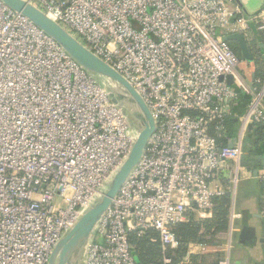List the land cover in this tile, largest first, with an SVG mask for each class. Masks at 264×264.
I'll return each mask as SVG.
<instances>
[{
    "label": "built area",
    "instance_id": "built-area-1",
    "mask_svg": "<svg viewBox=\"0 0 264 264\" xmlns=\"http://www.w3.org/2000/svg\"><path fill=\"white\" fill-rule=\"evenodd\" d=\"M26 1L117 70L155 120L86 245L84 264H142L130 232L153 229L161 249L174 248L176 225L211 217L215 199L234 193L245 131L264 121V78L250 86L222 39L221 31L245 36L231 0ZM254 17L264 28V7ZM240 93L251 98L237 133L221 144ZM131 142L127 120L104 89L0 1V264H48ZM259 178L264 182V171Z\"/></svg>",
    "mask_w": 264,
    "mask_h": 264
},
{
    "label": "water",
    "instance_id": "water-1",
    "mask_svg": "<svg viewBox=\"0 0 264 264\" xmlns=\"http://www.w3.org/2000/svg\"><path fill=\"white\" fill-rule=\"evenodd\" d=\"M0 1L11 10L26 17L75 60L104 89L110 101L121 110L132 132V142L126 157L103 182L97 194L81 211L78 218L64 231L53 247L48 259V264H84L86 245L102 215L140 159L149 136L155 130V120L146 103L133 86L117 70L95 55L55 20L26 0ZM222 39L235 41L238 44L242 58L249 62L253 61L254 57L243 34L232 32L225 34ZM260 48L264 52L263 44H260ZM101 77L105 79V86L99 81ZM227 83L232 84L230 76L227 77ZM248 83L252 86L250 82ZM110 84H113V86H110ZM120 89L126 92L128 101H126ZM254 123L252 122L249 127ZM235 140V138H232L228 145L232 146ZM254 160L264 167V151L255 154ZM257 172L258 169L255 168V176ZM262 186L264 187V182ZM246 228L244 230L248 231V227Z\"/></svg>",
    "mask_w": 264,
    "mask_h": 264
},
{
    "label": "crops",
    "instance_id": "crops-1",
    "mask_svg": "<svg viewBox=\"0 0 264 264\" xmlns=\"http://www.w3.org/2000/svg\"><path fill=\"white\" fill-rule=\"evenodd\" d=\"M229 4L236 11L235 23H240L246 27L244 33L250 52H255V58L250 62L244 60L241 56L242 61L239 69L252 86H258L257 80L259 81L260 78L256 76V69L258 68L256 62H261L264 67V52L260 48V44L264 46V28L254 15L263 9L264 0H231ZM228 33L232 32L221 31L222 36ZM228 42L236 43L235 41ZM244 95L245 93H240L236 101L229 105V114L226 115V117L234 118L237 131L241 123L240 116L244 114L242 112L248 105V103H246L245 107L242 105L243 100H241V97H244ZM247 95L250 99L251 95ZM235 105L238 106V110L234 112L232 108ZM256 123L251 127H249V124L245 131V153L252 144L251 137H253ZM243 165L244 169L240 177V179L242 178L241 187L234 190L231 195L226 239L219 237L220 233H225V230L204 236L202 240L190 241L185 245V254L180 260L172 264H213L215 262L219 264V261L224 258L228 260L229 264H264V187L262 186L263 181L259 178V174L264 171V167L258 161H255L254 158L253 160L244 159ZM255 168L258 169L256 176L254 175ZM246 227H248V231L244 230ZM149 232L150 230L143 235ZM149 241L155 243L152 238ZM157 243L161 254L158 263H161L163 257H170L168 253L170 252L171 254L177 245L172 249L168 247L163 250L160 243ZM184 256L187 258L182 260Z\"/></svg>",
    "mask_w": 264,
    "mask_h": 264
},
{
    "label": "trees",
    "instance_id": "trees-1",
    "mask_svg": "<svg viewBox=\"0 0 264 264\" xmlns=\"http://www.w3.org/2000/svg\"><path fill=\"white\" fill-rule=\"evenodd\" d=\"M229 45L240 58L241 55L239 53L238 45L234 42H229ZM256 76H258L260 79L264 77V67L262 63L258 64V68L256 69ZM244 97H241V100H243V107H245L246 103H248L250 100L247 94H245ZM237 108L238 106L235 105L232 110L235 112V110H238ZM245 110L242 113H244ZM224 124L226 129L225 134H221L218 137V141L221 144H227L229 137L237 133L234 118L226 117V119L224 120ZM251 138L252 144L249 148L247 147L248 149L246 153L244 150L243 154L244 159L246 160H253L255 154L264 151V121L256 123L255 129L253 131V137ZM230 205L231 195L229 193H226L225 195L215 199L213 214L210 218L199 219V217L192 216V218L188 222L176 225L174 227V232L176 235L177 247L171 252V254L170 252L168 253V255L172 258V263L180 260L181 257L185 254V245L188 242L202 240L204 236H208L210 234L213 235L217 232L225 231L228 224ZM149 236H152L150 238L157 237L155 230H150L148 234L141 236L136 235L134 232L129 233V241L132 245L135 260L138 263H158L160 260L161 254L158 248V243L150 242ZM213 264L217 263L215 262Z\"/></svg>",
    "mask_w": 264,
    "mask_h": 264
},
{
    "label": "rangeland",
    "instance_id": "rangeland-1",
    "mask_svg": "<svg viewBox=\"0 0 264 264\" xmlns=\"http://www.w3.org/2000/svg\"><path fill=\"white\" fill-rule=\"evenodd\" d=\"M252 55H253V57L255 58V52L253 51L252 53H251ZM240 61H242V59H241V57H240ZM256 63H258V64H261L260 62H256ZM264 78V77H263ZM262 78V79H263ZM105 79L104 78H99V81H100V83L103 85V86H105V81H104ZM111 85H113V84H110V86ZM244 150H245V148H244ZM242 164H244V156H242ZM242 179V178H241ZM239 180L238 182H237V184L235 185V190H237V189H240L239 187H241L240 186V184H241V182H242V180ZM236 192V191H235ZM231 206V205H230ZM229 212H230V208H229ZM229 217H230V213H229ZM199 219H201V218H199ZM203 219V218H202ZM227 226H228V224H227ZM227 232H228V227H227V229H226V231H225V233H220V235H219V237H221L222 239H226V236H227ZM224 239V240H225ZM90 241V240H89Z\"/></svg>",
    "mask_w": 264,
    "mask_h": 264
},
{
    "label": "bare ground",
    "instance_id": "bare-ground-1",
    "mask_svg": "<svg viewBox=\"0 0 264 264\" xmlns=\"http://www.w3.org/2000/svg\"><path fill=\"white\" fill-rule=\"evenodd\" d=\"M113 86V85H112ZM122 92H123V95L125 96V99H126V92L123 90V89H120ZM126 101H128V98L126 99Z\"/></svg>",
    "mask_w": 264,
    "mask_h": 264
}]
</instances>
